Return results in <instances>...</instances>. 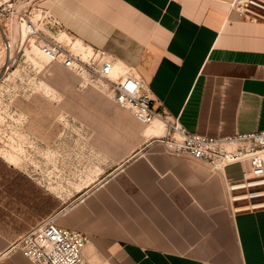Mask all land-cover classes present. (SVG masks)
Wrapping results in <instances>:
<instances>
[{"label": "crops", "instance_id": "crops-1", "mask_svg": "<svg viewBox=\"0 0 264 264\" xmlns=\"http://www.w3.org/2000/svg\"><path fill=\"white\" fill-rule=\"evenodd\" d=\"M21 1L0 0L12 7ZM234 1L44 0L42 6L78 41L114 57V78L134 70L158 112L166 109L195 134L225 138L264 131V24L239 20ZM138 125L137 144L123 162L54 212L66 211L60 227L89 237L85 258L264 264V211L233 217L228 208L225 179H240L241 165L226 167L223 176L168 154L162 123ZM12 166L0 163V198L7 201L5 215L19 211L23 218L4 216L10 221L0 228V264H32L14 245L58 204Z\"/></svg>", "mask_w": 264, "mask_h": 264}, {"label": "rangeland", "instance_id": "rangeland-1", "mask_svg": "<svg viewBox=\"0 0 264 264\" xmlns=\"http://www.w3.org/2000/svg\"><path fill=\"white\" fill-rule=\"evenodd\" d=\"M42 1L22 0L0 17V163L11 167L5 158H12L13 172L58 204L57 209H46L52 214L112 173L136 146L141 126L114 103L107 87L48 64L27 44L15 12L33 5L44 8ZM4 31L14 45L9 70L3 67L8 56ZM83 46L78 41L77 51ZM6 203L0 198L1 229L3 222L23 218L19 211L5 215Z\"/></svg>", "mask_w": 264, "mask_h": 264}, {"label": "built area", "instance_id": "built-area-1", "mask_svg": "<svg viewBox=\"0 0 264 264\" xmlns=\"http://www.w3.org/2000/svg\"><path fill=\"white\" fill-rule=\"evenodd\" d=\"M12 8L11 4L0 2V17ZM231 11L241 21L264 24V0H235ZM15 15L27 44L34 45L48 64L60 65L91 83H101L110 91L114 103L128 110L138 123H162L166 134L161 141L168 154L200 162L223 176L226 167L241 165L240 179H225L228 208L233 217L264 211V131L225 138L195 134L166 109H155L157 100L134 70L113 79L114 57L84 43L78 52V40L50 11L33 5ZM4 47L8 56L3 67L9 70L14 62L11 37H5ZM1 122L0 119V125L4 121ZM65 213L59 211L43 219L17 239L14 249L32 264H91L84 255L89 237L57 224L58 217Z\"/></svg>", "mask_w": 264, "mask_h": 264}]
</instances>
